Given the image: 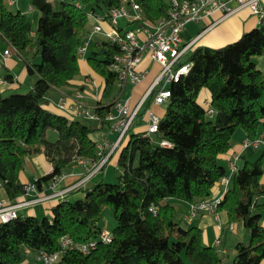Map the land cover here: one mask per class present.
I'll return each instance as SVG.
<instances>
[{
  "label": "trees",
  "instance_id": "trees-1",
  "mask_svg": "<svg viewBox=\"0 0 264 264\" xmlns=\"http://www.w3.org/2000/svg\"><path fill=\"white\" fill-rule=\"evenodd\" d=\"M139 2L142 19L126 20L120 30L167 17L171 5V0ZM122 3L56 0L54 5L51 0H32L40 11L34 31L26 13L11 9L9 0H0V36L15 49L28 73L36 76L25 93L0 92V183L11 202L28 193L20 178L26 157L44 153L53 165L52 171L36 179L41 188L78 159L99 163L107 154L91 137L94 120L72 118L46 105L53 89L68 85L80 73L78 48L91 30L90 17L108 18L111 9ZM120 50L118 43L105 38L100 50L88 58L105 79L102 98L91 105L100 117L99 128L111 126L107 115L127 86L118 84L120 77L111 69ZM263 54L264 23L224 46L191 50L189 71L168 87L171 96L157 131H135L144 122L146 108L131 121L118 146V181L99 180L83 188V196L75 200L61 198L43 217L17 212L8 221L0 220V264H19L27 249L61 250L64 235L78 242L96 240L97 245L88 252L64 249L54 264H223L230 259L205 241L202 228L179 222L170 198L190 204L214 199L216 184L228 174L219 157L232 147L236 130L244 129L249 140L259 138L264 74L254 57ZM5 79L12 82L14 75ZM203 88L210 91L212 112L199 100ZM50 128L57 130V139H48ZM263 174L264 150L234 172L232 186L218 203L217 211L225 213L228 223H243L250 235L248 241L236 243L228 264H264ZM106 204L116 220L108 242L100 238Z\"/></svg>",
  "mask_w": 264,
  "mask_h": 264
},
{
  "label": "crops",
  "instance_id": "crops-1",
  "mask_svg": "<svg viewBox=\"0 0 264 264\" xmlns=\"http://www.w3.org/2000/svg\"><path fill=\"white\" fill-rule=\"evenodd\" d=\"M31 1L32 0H9V7L11 8V6H15V10H20L27 15L31 13L33 14V17H37V14L35 15L34 13L35 8H33ZM221 15L222 13L220 11H216L212 15L205 16L200 20L189 21L186 24V27L182 31L183 43L193 40V44L187 51L188 53L198 46H224L237 40L244 32L262 24L257 16L248 8L240 9L222 19H220ZM217 20H219L217 23L211 24ZM124 21L126 25L127 22L125 19ZM96 23L97 18L91 16V30ZM102 26L105 29L109 28V24L106 21L102 22ZM134 27H137V25H134L132 28ZM91 30L84 35L83 40L88 41V45L85 53L79 56L80 73L72 79L68 85L51 91V96L46 107L54 112L64 114L56 105L58 99L62 96L70 98L77 97L80 102L89 106L102 98L105 79L93 69L88 58L94 52L100 50L101 42L106 36L102 32H96L90 35ZM6 49H12V54L6 59H3L2 54ZM14 55H17L15 49L8 45L0 36V75H3L2 77L0 76V92H4L6 89L20 87V85H22V76L27 77L26 79L30 81L28 85L29 87L34 84L30 79L35 77V75H30L26 67L23 66L19 60L18 62L17 60L15 61ZM254 60L264 74V54L255 56ZM138 69L147 71L146 76L137 83H127L120 99L124 101L130 109L138 107L139 111H143V109L146 108V112L142 117L144 122L137 126L135 131H141L147 128L150 112H155L160 117L165 115L169 101L167 100L163 103H156L154 101V96L160 89L168 88L170 86V82L166 79H162L154 84V80L159 74L161 66L153 59L149 51L145 50L142 60L138 65ZM3 70H5V73ZM9 73L14 75V81L12 82L5 79L6 75ZM210 99V91L207 88H203L199 96L200 102L206 107H209ZM94 121L93 125L96 130L91 134V137L98 145L102 143L105 144L103 149L107 150L106 157L104 156L107 158V161H105L102 168L98 170L93 169V171L88 172L90 169L94 168V164L97 162L80 158L66 169L63 179L54 181L51 184L44 185L40 188L35 184L36 179L39 176L52 171L53 165L46 159L44 153L28 156L24 161L20 178L22 182L28 185V187L33 186V188H28L27 194L20 196L16 202H11L6 190L0 186V199L4 204H18L16 210L19 214H34L39 216L40 213H43L44 215H47L50 213V208L61 198L67 196L70 198V195L72 194L76 197L83 196L84 192L82 189L99 181L98 179H95V177L100 173V170H106L108 163L118 165L119 147L115 148L114 146L118 137V131L111 130L110 126L99 128L100 121ZM50 132L55 135V131ZM259 138L260 142L257 146L252 144L247 145L245 144L247 139L245 130L242 128L236 130L232 138V147L226 153L220 154L219 157V161L226 167L230 179L227 185L221 180L216 184L214 198H222L227 188L232 186L234 172L239 167H241L246 161L258 158L263 152L264 124ZM101 161H104V159L102 158ZM233 165H235L234 170ZM262 180L264 181V174ZM170 201L175 204L177 208L176 216L184 227L196 225L202 228L205 241L208 244L217 246L225 255H227L228 258L235 253L236 243L239 240L248 237V229L243 223L235 222L229 224L225 213L222 211L218 212L219 220L216 219L215 213L205 211H199L192 216L190 203L176 198H170ZM262 223L264 225V208L262 210ZM217 239L219 242H217ZM229 244L234 245V252L232 254L229 252ZM36 254L37 251L29 250L25 258L19 264H41L37 261Z\"/></svg>",
  "mask_w": 264,
  "mask_h": 264
},
{
  "label": "built area",
  "instance_id": "built-area-1",
  "mask_svg": "<svg viewBox=\"0 0 264 264\" xmlns=\"http://www.w3.org/2000/svg\"><path fill=\"white\" fill-rule=\"evenodd\" d=\"M248 8L255 14L260 21L264 23V0H171L169 13L167 17L158 19L157 21L143 20L142 24L134 28L120 30V19L127 21H136L142 19V9L139 0H123L120 6H115L111 9L108 18L104 15L96 14L97 23L93 26L91 34L102 32L106 38L119 44L121 50L115 53L111 63V69L115 71L120 80L119 85L127 83H137L146 76L145 70H139L138 65L142 60L145 50L149 51L154 60H156L161 70L154 80V84L162 79L168 82L178 81L182 75L186 74L191 62L188 59V49L193 44V40L183 43L182 31L186 24L192 20H200L205 16L212 15L216 11L222 13L221 18H225L240 9ZM219 19V20H220ZM219 20L211 23L215 24ZM106 21L109 28L105 29L102 22ZM88 41H83L79 46V55H83L87 49ZM12 54V49H6L2 58L6 59ZM187 56L186 59H184ZM4 81V80H3ZM2 81V82H3ZM171 90L169 88L160 89L154 96L156 103H163L169 100ZM59 110L69 117L83 116L92 120H100L99 115L94 109L78 100V98H70L62 96L56 103ZM138 107L130 109V107L122 100H118L115 104V111L107 115V119L112 121L111 130L118 131V137L115 145L117 146L121 139L128 131L129 125L138 112ZM208 111L212 112L210 106ZM160 116L155 112H150L147 133L151 134L158 129ZM260 138L255 140L246 139L245 144L258 145ZM163 144L170 145L166 140ZM100 149L105 147V144L98 145ZM105 161L95 163L96 170L102 168ZM235 165H233V170ZM65 175L62 174L55 177L54 181L61 180ZM229 175H224L221 181L227 185ZM1 186V183H0ZM33 188V186H29ZM221 198L203 200L199 203L191 204V215H195L199 211L215 213L216 219L219 220L217 206ZM18 204L6 205L0 199V220L8 221L17 216L16 207ZM151 209L156 210V207ZM232 226V225H231ZM100 238L108 242L112 238L111 231L104 229L101 232ZM217 242L219 240L217 239ZM61 250L46 251L39 250L36 254V259L41 264H54L60 258L62 250L67 248H78L81 251L88 252L97 245L96 240L86 242L75 241L69 235H64L61 238ZM29 249H27V252Z\"/></svg>",
  "mask_w": 264,
  "mask_h": 264
},
{
  "label": "rangeland",
  "instance_id": "rangeland-1",
  "mask_svg": "<svg viewBox=\"0 0 264 264\" xmlns=\"http://www.w3.org/2000/svg\"><path fill=\"white\" fill-rule=\"evenodd\" d=\"M51 1L54 3V5L56 4V0H51ZM11 9L15 10V6H11ZM34 13H35V15L37 14V17L36 16L33 17V14H31V13L28 14V17L31 21L32 29L35 31L37 29V22H38V18H39L38 14L40 15V11L38 9H35ZM120 23H121V25H125L124 19H120ZM14 57H15L14 58L15 61L16 60H17V62H18V60L20 61V59L17 55H14ZM41 60H42L41 52H39L35 58V61L39 63V62H41ZM3 72L5 73V70H3ZM16 72H18V71H16ZM0 76L2 77L3 75L1 74ZM35 77H32L30 79V80H32L33 83L35 82L34 79L36 80ZM26 78L27 77L22 76L21 77L22 85H20V87H18V88L6 89L4 94H9L11 92H20V93L27 92L31 88V86L30 87L28 86L30 81H28ZM28 79H29V77H28ZM115 89H116V87H115ZM262 101L264 102V96H262ZM50 131H55V135H53ZM57 137H58L57 130L50 128L48 130V139L49 140H55V139H57ZM119 144H120V142L118 143L117 146H115V148H117L119 146ZM105 157L103 159H104V161H107V158H105ZM137 162H138V158H136L135 163L137 164ZM93 169H95V167L90 169L89 172L93 171ZM120 172H121V167L119 165L108 163L106 170H100V173L95 177V179L104 180L105 182H117ZM70 198H71V200H75L76 198H79V197H76V196H74V194H72V195H70ZM43 216H44L43 213L39 214V217H43ZM115 225H116V220H115V217L113 214V210L110 207V205L106 204L104 206V212H103V217L101 220V226H103L104 229L111 231ZM249 239H250V235H249V229H248V237L247 238L245 237L241 240L248 241ZM228 248L230 250L229 252L232 254L234 252V245L229 244ZM230 259H231V257H230ZM230 259H227V258L224 259L223 264H228L231 261Z\"/></svg>",
  "mask_w": 264,
  "mask_h": 264
},
{
  "label": "water",
  "instance_id": "water-1",
  "mask_svg": "<svg viewBox=\"0 0 264 264\" xmlns=\"http://www.w3.org/2000/svg\"><path fill=\"white\" fill-rule=\"evenodd\" d=\"M186 58H187V56L184 59H186Z\"/></svg>",
  "mask_w": 264,
  "mask_h": 264
}]
</instances>
